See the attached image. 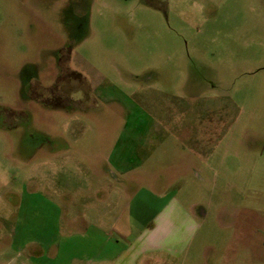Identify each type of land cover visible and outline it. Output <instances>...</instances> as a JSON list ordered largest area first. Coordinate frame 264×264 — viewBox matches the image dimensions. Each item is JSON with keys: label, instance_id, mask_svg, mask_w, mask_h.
I'll list each match as a JSON object with an SVG mask.
<instances>
[{"label": "rangeland", "instance_id": "obj_1", "mask_svg": "<svg viewBox=\"0 0 264 264\" xmlns=\"http://www.w3.org/2000/svg\"><path fill=\"white\" fill-rule=\"evenodd\" d=\"M59 51L83 88L51 110ZM174 197L194 247L264 249V0H0V264L77 263L66 210L132 238Z\"/></svg>", "mask_w": 264, "mask_h": 264}, {"label": "crops", "instance_id": "obj_2", "mask_svg": "<svg viewBox=\"0 0 264 264\" xmlns=\"http://www.w3.org/2000/svg\"><path fill=\"white\" fill-rule=\"evenodd\" d=\"M123 210V209H122ZM110 216V213L100 215L94 223L89 222L88 217L82 213L77 214L66 210L65 226L70 222H78L77 239L89 240L90 228L94 236H101L104 240H96L91 247L85 250L91 251L89 257H83L74 264H264V249L256 246L237 247L231 245L233 237L223 248H197L192 244L199 231L197 218L186 210L174 197L166 201L149 224L141 228L131 238V225L122 220L123 211ZM104 221L107 224H104ZM111 223V224H110ZM118 225V226H117ZM68 231V230H67ZM109 233L116 234L113 238ZM236 238L241 234L236 233ZM238 236V237H237ZM130 237L127 243L124 239ZM39 241V240H38ZM33 240V243L39 242ZM53 241H47L46 247L50 248ZM246 250L247 261L242 257ZM38 252L34 251L33 255ZM262 255V256H260ZM46 264H61L57 258L49 259Z\"/></svg>", "mask_w": 264, "mask_h": 264}, {"label": "flooded vegetation", "instance_id": "obj_3", "mask_svg": "<svg viewBox=\"0 0 264 264\" xmlns=\"http://www.w3.org/2000/svg\"><path fill=\"white\" fill-rule=\"evenodd\" d=\"M67 57V54L57 52L54 55V63L51 69H44L49 79L47 87L39 86L35 81L29 84L28 96L30 100L51 110L66 109L69 103L73 105L74 102L68 100L67 95L64 93V87L75 84L76 87L83 88L81 85L83 81L77 72L69 68ZM17 115L26 120L28 113L18 111Z\"/></svg>", "mask_w": 264, "mask_h": 264}]
</instances>
